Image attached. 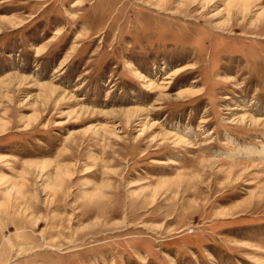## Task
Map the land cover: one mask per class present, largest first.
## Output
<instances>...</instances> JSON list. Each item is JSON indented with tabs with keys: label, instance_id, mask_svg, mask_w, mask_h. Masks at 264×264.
Masks as SVG:
<instances>
[{
	"label": "rangeland",
	"instance_id": "1",
	"mask_svg": "<svg viewBox=\"0 0 264 264\" xmlns=\"http://www.w3.org/2000/svg\"><path fill=\"white\" fill-rule=\"evenodd\" d=\"M0 264H264V0H0Z\"/></svg>",
	"mask_w": 264,
	"mask_h": 264
},
{
	"label": "bare ground",
	"instance_id": "2",
	"mask_svg": "<svg viewBox=\"0 0 264 264\" xmlns=\"http://www.w3.org/2000/svg\"><path fill=\"white\" fill-rule=\"evenodd\" d=\"M233 1V0H232ZM254 122V121H253ZM182 144V143H181ZM253 152V151H252ZM252 152H246V153H243L242 155L243 156H251L252 155Z\"/></svg>",
	"mask_w": 264,
	"mask_h": 264
}]
</instances>
